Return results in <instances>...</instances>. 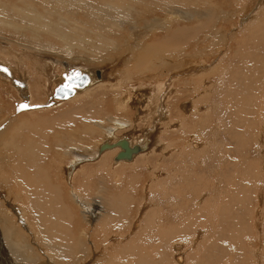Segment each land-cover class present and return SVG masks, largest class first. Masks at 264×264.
<instances>
[{
	"label": "bare ground",
	"instance_id": "1",
	"mask_svg": "<svg viewBox=\"0 0 264 264\" xmlns=\"http://www.w3.org/2000/svg\"><path fill=\"white\" fill-rule=\"evenodd\" d=\"M233 1H239L241 4H244L247 9L243 12L245 14L238 17L240 19V24H244V27L250 24L248 28L250 31L247 33V36H244L243 40L241 39V43L239 45L237 44L238 47L235 50L231 49L232 51L228 48L233 54L230 52L232 55L227 56L225 53H221V57L220 55L215 57L214 63L212 61L214 58L212 60H210L211 58L209 60L207 59L206 61H202L204 59H201V62H197L199 64L193 63L192 61V66L186 68L187 70L182 69L178 71V68L176 69L174 64L186 62V60L190 58L195 59L194 57L199 59L200 55L205 52L204 47H207V42L208 44L210 43L209 45H212L213 42H216L214 40L220 38L221 29L224 27L223 23L228 21L227 18L230 13L227 10L229 9L228 5ZM233 1L0 0V49L3 48L4 50L5 48L6 50L4 44L11 45L12 49L11 51V49L8 48L10 56H8L7 51L4 50L8 57H2L4 54L0 53V75L8 79V82H11L15 90H17L20 99H23V101L18 100L15 102V108L27 105L24 112V115L26 114V117L28 116L27 118L34 115L31 114L34 109L46 112L53 109L55 106L63 104V101H67L71 98L74 99L75 97L79 98L94 90L97 91L98 89L108 88L110 90H117L111 102L116 111L124 113L123 111L129 109L131 105V107H135V109H133L135 112L140 113V110L147 104L145 105L147 108L146 117L143 118V120L157 115V117H159L157 119L158 122L163 115L164 119L167 118V120L169 119L171 121L172 119V121H175L173 117L169 118L171 112L168 103L162 106L160 99L168 97L167 94H169V91L171 92L169 98H171L172 95L174 96V94L176 95V93H178L180 99L184 97L185 94L179 91L176 84L181 83L187 78H194V80L199 81L200 84L201 82H205L206 85H202V88L205 89V93L210 96H214L215 94L222 95L220 98L222 102H224L223 107L227 106V109L216 106L213 110L215 105L211 106V104L208 103L204 105V108L199 109V106L197 109V105L203 103L205 99L203 101L196 99V101L192 103L193 105H191L190 114L188 112L186 115H183L178 111L180 115L178 121L181 129L183 126L186 127V130H189L187 132L189 134L193 131L189 142H185V146L188 147L191 145V148H195L196 150V152H192L191 154H182V161L185 163L189 162V160L196 161V163L192 161L195 163L192 164L194 167H199L202 165L201 160H199L200 157L205 156L208 158V164L211 166L214 164L215 159L209 157V153L207 154V152L211 148L215 152V148L219 150L218 148H222L224 145L226 147L224 154L220 151V154H218L224 155L223 157L225 160L224 170L218 176V183L215 186H211L208 183L209 186L203 187L204 189L201 187L193 188L191 185L189 191L185 195H183L185 193V187L177 188V190L173 189L175 182L177 179L179 180V173L177 174L180 169H178L179 166H171V175L169 177L167 176V179L159 183L156 178L162 176V171L167 172L168 170L161 169L160 167L158 170H153V172L152 169L155 161L149 158L151 156H156L152 155L153 152H155L153 151L155 148H157L158 151L164 149L163 151L166 152L163 153L162 151L160 153H163V156L170 155L172 157L174 150L169 149V147L166 148V146L175 145L177 141L175 142L174 140L166 143V141H164L165 139L163 140L159 137L161 133L157 137L156 133V138L152 140L145 134L147 131L140 133L138 137L135 136V134L129 135L131 131L122 133V131L128 130L134 122L125 121L124 119L119 120L112 116L111 119H106V122H104L103 118H105V115H102L99 110H97V102L92 104L93 106L91 108H95L93 112H89V110L88 113H84L85 111H78L79 113L76 112V114L72 116L74 118H70L71 120L68 118L69 121H66L67 123L62 121L61 123L58 122V127L61 124L63 133L61 137L56 136L54 130V134L46 135L47 137L43 132L37 134L38 131L36 133H33V130L28 131L27 129L29 128H27V125H29V120L24 119V115L21 114L23 119L20 121V116H14V111L13 113H8L6 118L0 122V192H4L6 199L17 204L20 212H18V217L21 218L20 220L23 224L26 223L25 226L27 229L29 228L28 232L30 236H28L26 245L23 234L17 228L18 225L14 228L7 221L8 218L11 219L12 216L15 217L14 213L9 215L5 208L3 211L4 205L3 207L0 206V264H28L29 261L27 263L25 260L26 258H29L27 260H34L33 257H35V255L31 253L30 246H28L30 238L36 241L42 249V254L46 256L47 261L39 264H55L52 260L54 257H51V254L54 255V253L49 249L56 248H54V246L52 248L47 243L48 234H46V232L49 229L47 228V231H45L46 229L42 230V226L43 224L45 226L47 224L46 221L52 220V218L56 219L61 217L64 223L69 222L71 218L69 213V215H67V210H65L63 214V210L55 204V201L61 198L57 195L63 192H57L58 186L54 182L56 177L53 176V172L57 170L56 168L62 167L63 164L59 163L57 161L58 159H56L60 154L58 148L66 144V147L69 146V148L74 150H68L65 153V155L68 156L66 159L67 165H63L61 175L63 176L65 185L70 187V191L68 190V192L72 201L81 208V213L88 226V229L79 231L81 232L80 239H75L69 232L73 239V244L75 240L77 242L76 245L74 244L75 248H80L82 240H84L85 237L87 239L89 233L90 235L92 234L93 238L97 236V234L103 237H107L108 234L112 236L114 233L112 232L113 234L111 235V233L107 232L105 226L112 223L114 219H117L123 223L126 228H129L128 232H130V234L128 237L131 236L136 240H142L141 237H144L146 244L148 240L155 239V236L157 237V246L154 248L151 247L152 244L148 249H144L147 248V246L138 248L139 246L135 247L134 245L129 250H126V252H123L124 254L119 256V261L121 260L120 262L122 264H149V262L151 264H186L181 254L175 259L173 256L170 257L172 255V248L174 251L182 249L183 244L177 242L180 241V237H188V232L206 229H212L211 238L213 243L209 246L207 245L206 251L203 250L202 254L198 251L195 255V260H188L187 264H247V252H250L252 255V262L254 261L255 264H263L264 234L262 235L263 225L261 224L264 218V195H262L261 199L260 192L264 191V0ZM257 3H259V5H256ZM251 22L253 23L251 24ZM5 26L11 28V32L23 30L34 39H36V37L38 38L39 33L43 32L49 33L50 36H60L59 38L63 40L61 43H65V47L68 48L69 54L64 55L62 52H55L57 50L53 52V46L37 42V40H33L32 42L30 40L26 42L23 41L24 44L18 41L21 50H19V48L15 51L14 48H16V44L14 45L13 42L5 38ZM63 26L66 27V30L68 28L70 34L64 32ZM124 31V36L119 35ZM161 32H165L166 34V37L163 35L161 36V46L156 42L148 43L147 41L148 44H145V39L147 37L153 34L159 35ZM131 36L134 38L133 41L135 44L128 43ZM154 37L156 40L157 36ZM73 42H76V44ZM130 46H133L134 49H131ZM141 46H143L142 50H140ZM214 46L215 45H213V47ZM74 48L85 50L89 55L82 56L81 53L77 52V54H73ZM139 51L140 54L138 53ZM227 57H230V59L227 60ZM116 61H119L118 64L121 66L114 64ZM122 67L124 70H121ZM23 68L25 70H23ZM165 68L166 70L169 69L167 71L169 74L167 72L166 74H168L170 78L168 77L169 79L161 80ZM4 69H7V71ZM159 69L164 70L156 75V77L159 78L156 80V83L147 87L149 88V93L147 90H142L137 94L136 91L139 90V86L141 85H139L138 88L130 87L131 82L136 81V78L139 79L141 77L140 79L144 80L147 75L158 72ZM30 70L38 72L37 75H34V71L32 72ZM97 71L99 72L97 73ZM75 72L87 76V85L82 89H75L74 95L67 100H55L53 98L54 91L59 86L63 85L65 81L64 76H68ZM133 73H136L137 77L131 76ZM214 76L216 77L215 79ZM1 82L2 80L0 83ZM197 83L195 89L192 88L196 94L199 93L198 90L200 89ZM1 84L4 86L7 82ZM219 87L222 88L219 89ZM0 88L2 87L0 86ZM45 94L48 96V99ZM40 97H45V101L39 100ZM139 99H142L145 104L137 105ZM133 100H135L136 104H132ZM6 104L7 101L4 102V100L0 98V110ZM202 105L201 107H203ZM255 105L257 106L255 107ZM185 108L186 105L182 104L181 109L184 110ZM175 110L177 109L175 108ZM198 112L202 114L200 120H196V118L191 119V116H194L193 113ZM211 112H216L217 124L214 123L210 125ZM182 115L188 117L183 119ZM169 120L167 122L168 127L172 128L175 124L173 125ZM209 125L213 128L212 133H214V137L213 134L208 137L211 133L208 136L204 135ZM174 128H176V126H174ZM221 130H224V143L219 141L220 138L218 139V136H221L218 135V132ZM173 131L176 132L175 134L179 132L178 129ZM150 132L151 131L148 133ZM6 133H9V137ZM103 133H105L107 137L104 143H102L103 140L101 139L92 147H80L85 138L94 140L92 137L95 138V135L101 136ZM175 134L170 133L169 135H165L164 138L176 136ZM131 135L135 137H131ZM150 135L152 134H149V136ZM181 136H183V133ZM49 137H51V140ZM202 137L205 139L208 137L207 140H209V142L206 140L208 143L202 144V146H204L202 148V153H198L201 147L196 140L199 138L202 139ZM100 138H102V136ZM73 140L78 141L75 143V147H72ZM253 146L257 149V155H255L254 159L255 162L251 159L253 154H245L248 150L253 151ZM186 147L177 152L181 154ZM51 151L58 152L54 154L53 157L49 156L48 158ZM109 156H112V158L108 167L110 171H115L105 174L104 172H107L105 169L108 168L105 161H107L106 159ZM156 157L157 160L161 159L162 154H158ZM140 160L144 161L145 165L143 167L152 172V179H149L150 181L146 182L143 188V192L145 190V197L146 195L147 197L145 201L140 204L142 211L133 218L134 210L132 207L134 208L135 201L137 200H134V198L129 195L127 201L124 202L122 197H116V194L108 187V183L104 181V178L94 182L93 179L97 175V172L101 171L104 167L103 173L105 177L114 180L117 176V173L114 172L122 169L126 170L127 168H129L127 170L133 167L136 168L140 165ZM58 164L61 165L57 167ZM70 164L71 166H68ZM86 164H96L100 168L93 167L88 170L86 167H83L86 166ZM166 165V162L165 164L163 163V165L161 164L163 168H168ZM83 168V174L85 176L82 180L76 179L79 170L82 171ZM58 169L60 170L61 168ZM124 172L125 171L122 173ZM149 175V178H151V174ZM154 175L155 177L153 178ZM136 176L137 175L134 173L131 175L132 188H137V180L140 177L137 178L138 176ZM136 178L137 180H135ZM76 180H78L77 185L75 184ZM10 182L11 188L13 183L20 189H17L19 191L18 193H13V188L11 189L9 186ZM157 182L160 184L165 198L168 194L171 195L172 199L174 198V200L171 199L165 202L170 212L167 218H164L161 210H157V212H153L152 210V212H149L151 205L148 204V200L149 197L152 198V193L154 192V187L152 186L158 185ZM183 185H185V183ZM208 188L209 190H207ZM172 190L174 191L172 192ZM204 191H210L209 200L203 199L202 201L203 197L200 198L201 192ZM98 193L100 194L96 200L92 201L91 198L87 200L86 197L88 195H97ZM102 194H106V196ZM256 195L261 201L259 202L260 205L258 203V206L253 207L251 200H253ZM19 199L28 203L26 210L18 204ZM176 199H178L179 203L175 201ZM214 199L215 201L217 199L222 201L220 207L218 206L219 201L214 203ZM172 201L176 203L174 204ZM0 204L3 203L0 201ZM53 204L55 207H51ZM189 204L191 205L190 208ZM34 207L37 208L32 211L35 216L37 215L36 220L32 219V214H30V210ZM29 208L31 209L28 210ZM217 214L218 220L215 221L212 217ZM142 216H146L144 217L145 220ZM32 220L38 225L35 226L36 229L34 228V222ZM129 220L133 221L129 222ZM252 220H256L255 233L256 231L258 232L256 236L262 237V240L259 241H263V243H260L261 246L259 247L255 246L256 248L254 249L250 247L251 245H248L249 248L247 251L245 250L247 245L243 247V244L246 242L245 239L243 240V234L249 229L250 223L248 224V222ZM64 223L61 224L56 221L53 225L51 224L52 226L50 227L54 228L51 229L49 227L50 232L52 230V234H49L52 236L54 233L55 236L58 237L57 234L60 230H65L64 228L67 227L62 226ZM128 224L130 227H127ZM37 227L39 228L37 229ZM236 228L237 231H235ZM137 230L138 232L136 234L135 232ZM64 232H66V230ZM62 234L64 233L62 232ZM138 234H140V236ZM126 236L123 232H120V235H115L111 239L108 238L109 242L113 243V241L126 240ZM194 236L192 237L197 239V234ZM208 238L204 241L209 240ZM60 240L63 241L62 239ZM38 241L42 242V244H39ZM73 244H68L66 247L73 248ZM70 245L73 246L70 247ZM94 245H96V243ZM229 246L235 247L228 248ZM149 250L156 253L157 260H154V258L147 254ZM92 261L91 263L89 262V264H92ZM80 264L86 263L80 262Z\"/></svg>",
	"mask_w": 264,
	"mask_h": 264
},
{
	"label": "rangeland",
	"instance_id": "2",
	"mask_svg": "<svg viewBox=\"0 0 264 264\" xmlns=\"http://www.w3.org/2000/svg\"><path fill=\"white\" fill-rule=\"evenodd\" d=\"M233 1V0H232ZM247 5V4H246ZM256 5H259V3H257ZM261 5V4H260ZM228 7H229V9H227L230 13H229V15H228V21H226V22H224L223 23V25H224V27L221 29L222 31H221V34H220V38L218 39V40H214V41H216V42H213V44L212 45H209L208 44V42H207V47L205 46L204 47V49H205V52H203L202 53V55H200V58L198 59L197 57H194L195 59H196V61H195V59H193V58H190V59H187L186 60V62H179V64L178 63H176V64H174L175 65V67H176V69L178 68V71H180V70H182V69H186V68H188V67H190V66H192V64L193 63H197V62H201V59H204V60H202V61H206L207 59L209 60L210 58V60H212L213 58V63H214V60H215V57L217 56H219L220 55V57H221V53H225V55H227V56H230V55H232L233 54V52H231L232 50H235L237 47H238V45L241 43V41L244 39V36L246 35L247 36V33L250 31L248 28L250 27V24L248 25V24H246V25H248V26H246V27H244V24H240V19L238 18L239 16H241L242 14H245V13H243L244 12V10L246 9L245 7V5L244 4H241L239 1L238 2H235V1H233V2H231V4H229L228 5ZM260 7V6H259ZM258 9H260V8H258ZM247 10V9H246ZM152 14H154V13H152ZM154 15H156V14H154ZM158 15V14H157ZM230 16V17H229ZM238 22V23H237ZM226 23V24H225ZM253 22H251V24H252ZM243 27V28H242ZM63 28H64V32L65 33H67L68 32V28H67V30H66V27H64L63 26ZM218 28H220V27H218ZM5 33H4V35H5V38L6 39H8L10 42H13L14 43V45H15V47L16 48H14L15 49V51H16V49H19V50H21V47H20V45L18 44V41H19V43L21 42V43H23V41H27V40H30L31 42L33 41V40H37V42H41V43H43V44H46V45H51V46H53L52 47V49H53V52L55 51V50H57V51H55V52H58V53H60V52H62V54H64V55H67V54H69L68 52H69V50H68V48H66L65 47V43L63 42V43H61L63 40L62 39H60L59 37L60 36H56V35H49V33H46V32H43V33H39V35H38V38L36 37V39H34V38H31V35H29V34H27L25 31H23V30H20L19 32H14V31H12L11 32V28H9L8 26H5ZM242 32V33H241ZM24 33H25V35H24ZM69 33V32H68ZM70 34V33H69ZM18 35H20V36H18ZM119 35H125V31L124 32H122V33H120ZM164 36V37H166L165 35V32H161V34H153V35H150L149 37H147L146 39H145V44H148L149 42H156V43H158L160 46H161V36ZM243 37H242V36ZM7 36H9V37H7ZM22 36V37H21ZM154 36H157V38H156V40H155V37ZM15 37V38H14ZM18 37V38H17ZM28 37V38H27ZM58 37V38H57ZM64 37V36H63ZM237 37V38H236ZM30 38V39H29ZM55 38V39H54ZM152 38V39H151ZM154 38V39H153ZM25 39V40H24ZM44 39V40H43ZM232 39V40H231ZM238 39V40H237ZM242 39V40H241ZM22 40V41H21ZM44 42H43V41ZM58 40V41H57ZM134 40V38L131 36V38H130V40L128 41V43H132V44H135V42L133 41ZM158 40V41H157ZM15 41V42H14ZM136 41V40H135ZM147 41H148V43H147ZM73 43H75L76 44V42H73ZM18 44V45H17ZM24 44V43H23ZM126 44V43H125ZM124 44V45H125ZM238 44V45H237ZM5 45V47H6V50H5V48H4V50L5 51H7V54H8V56H10V52L8 51V48L9 49H11V45H7V44H4ZM213 45H215L214 47H213ZM146 46V45H145ZM159 46V47H160ZM66 48V49H65ZM130 48L131 49H134L133 48V46H130ZM231 50H229V49ZM75 49V50H74ZM73 50V54H77V53H81V55L82 56H88L89 55V53L87 52V51H85V50H79V49H77V48H74ZM77 49V50H76ZM139 49V48H138ZM143 49V46H141L140 47V50H142ZM228 49V50H227ZM3 50V48L2 49H0V53H3L4 54V56H2V57H8L7 56V54H6V52ZM64 50V51H63ZM67 50V51H66ZM207 50V51H206ZM11 51H12V49H11ZM66 51V52H65ZM79 51V52H78ZM82 51V52H81ZM83 51H85V52H83ZM213 51V52H212ZM77 52V53H76ZM142 52V51H141ZM208 52V53H207ZM232 54H231V53ZM66 53V54H65ZM139 54H140V51L138 52ZM137 53V54H138ZM210 53V54H209ZM207 57H206V56ZM0 56H1V54H0ZM126 57H128V56H126ZM219 57V58H220ZM228 59L227 60H229L230 59V57H227ZM193 61V63L191 64V62ZM118 62L119 61H116V63H114V64H116V65H118V66H121V65H119L118 64ZM170 62H172V61H170ZM173 63V62H172ZM171 63V64H172ZM170 64V65H171ZM197 64H199V63H197ZM216 64H218V63H216ZM114 67V66H113ZM168 67V66H167ZM170 67V66H169ZM120 69V68H119ZM168 69V68H167ZM23 70H25L24 68H23ZM121 70H124V68L122 67L121 68ZM162 70H164V69H159V71L158 72H155V73H152V74H149V75H147V77L144 79V80H141L140 78L139 79H137L136 78V81H134V82H131V84H130V87H136V88H138V86L139 85H141V86H139V90H137L136 91V93L138 94L140 91H142V90H147L148 91V93L150 92L149 91V88H147L149 85H153V83H156V80L157 79H159L158 77H156V75L158 74V73H161L162 72ZM165 70H166V68H165ZM163 71V77L161 78V80H165V79H169L170 78V76L168 75L169 73L167 72L168 70H166V71ZM175 70V69H174ZM187 70V69H186ZM30 71H34V75H37V73L38 72H36L35 70H30ZM78 71H79V69H78ZM166 72L168 73V74H166ZM115 76H117V75H115ZM131 76H135V77H137V74L136 73H133ZM169 77V78H168ZM152 78V79H151ZM216 77L214 76V79H215ZM0 79L2 80V82L1 83H6L7 82V84H5L4 86H2V84L0 83V86L2 87V88H0V98L2 99V100H4V102L5 101H7V104L6 105H4V107L0 110V122L1 121H3V119L4 118H6V116L8 115V113H13V111H14V116H16V117H19V120L20 121H22V117H21V114L22 115H24V112H25V109H26V107H22V106H20V107H22V109H20V107L18 108H15V102L16 101H23V99H20V96H19V94L17 93V90H15V88H14V86L11 84V82H8L9 80L8 79H5L2 75H0ZM0 80V81H1ZM4 80V81H3ZM5 80H6V82H5ZM139 80H141V81H139ZM41 81V80H40ZM183 81H186V82H183ZM181 83H177L176 85H177V87H178V89H179V91L180 92H183V94H185L184 95V97H182L181 99H180V97L178 96V93H176V95L174 94V96L172 95V97L171 98H169V94L171 93L170 91H169V94H167L168 95V97H163V98H161L160 99V103H161V105L163 106V105H165L166 103H168V106H169V109H170V112H171V115L169 116V118L170 117H173V119H175V121H172V119H171V121L169 120V122L170 123H173V125L174 126H176V128H174V126L172 127V128H169L168 127V120H167V118H163V115H162V117H160L161 119L157 122V119L159 118V117H157V115L155 116V117H152V118H147L146 120H143V118H145L146 117V111H147V108L145 107V105H147V104H145V102L142 100V99H139L138 101H137V105H142V104H145L144 105V107H143V109L142 110H140V113H137V112H135L133 109H135V107L133 108V107H131V105L129 106V109H126V111H123L124 113H122V112H119V111H116V109H115V107L111 104V102H112V100H113V97L115 96V94H116V91L117 90H110V89H108V88H102V89H98L97 91H93V92H89L88 94H86V95H84V96H81V97H79V98H71V99H69V100H67V101H63L62 103L63 104H61V105H58V106H55V107H53V109H51V110H49V111H46V112H41L39 109H34L33 110V112L31 113L33 116H29V118H27L26 117V114L23 116V117H25L24 119H28L29 120V125H27V128H29V129H27L28 131L29 130H33V133L35 132H37V134H41L42 132H43V134H45V136L46 135H50V134H52L53 133V130H54V133L56 134V136H58V137H61V136H63V133H62V129H61V124L59 125V127H58V122H60L61 123V121L62 122H65V123H67L68 121H69V119L70 118H74V117H72V116H74L75 114H76V112L77 113H79V112H84V113H88V110H89V112H93L94 111V109L95 108H91L93 105L92 104H94L95 102H97V110H99V112L102 114V115H105L104 117L105 118H103L104 119V122H106V119H111L112 117H115V118H118L119 120H125V121H129V122H134V124L131 126V127H129L128 128V130L126 129L125 131H122V133H124V132H129V131H131V133L129 132V135L130 134H135V136H140V133H142V132H145V131H147V133L145 132V134L148 136V138L150 139V140H152V139H154V138H156L160 133V136L159 137H161L164 141H166V143L167 142H171V141H174L175 140V142L177 141V143L175 144V145H172V146H166V148L167 147H169V149H172V150H174V154H173V156L171 157L170 155L168 156V155H166V156H163V153L164 152H166V151H163L164 149H162L161 151H158L157 150V148H155V150H153V151H155V152H153V154L152 155H156V156H158V154H162V157H161V159H158L157 160V157L156 156H151V157H149L152 161H155V163H154V166H153V169H152V171L154 170H158L160 167H161V169H164V170H168L167 172L166 171H162L163 173H161V177H159V178H156L157 179V181L160 183V182H162L164 179H167V176L169 177L170 175H171V171H170V167L171 166H173V167H177V166H179L178 167V171L179 172H177V174L179 173V180L177 179V181L175 182V186H173V189L174 190H177V188L179 189V188H183V187H185V190H184V194L183 195H185L188 191H189V189H190V187H191V185L193 186V188H195V187H201V188H203V187H208L209 185H208V183L211 185V186H215L217 183H218V176L220 175V173L224 170V162H225V160H224V155H218V154H220V152H223V154H224V152H225V149H226V147H225V145L222 147V148H218L219 150H217L216 148H215V152H214V150H212V148L207 152V154L209 155V157H213V159H215V161H214V164L213 165H209L208 163V158H206L205 156H201L200 157V159L199 160H201V163H202V165L201 166H199V167H194V165L193 164H195L196 163V161H193V160H189V162H191V163H189V162H184V161H182L181 159L183 158V155L182 154H191L192 152H196V150H195V148L193 149V148H191V145H189L188 147H186L185 146V142L187 143V142H189V140H190V137H191V133H193V131H191L190 132V134L189 133H187L189 130H186L187 128L186 127H182V129H181V127H180V123H179V118H180V115L178 114V111L180 112V113H182L183 115H186L188 112H189V114H190V111H191V105H193L192 103L193 102H195L196 101V99H200V100H204L203 101V103H200L203 107H201V105L199 104V105H197V109H198V107H199V109H202V108H204V105H207L208 103H210L211 104V106L213 105H215L214 106V108H213V110L215 109V107L216 106H218V107H221V108H224V109H227V106H224L223 107V105H224V102H222V99L220 98V96H222V95H218V94H215L214 96H210L209 94H207V93H205V89H203L202 88V85H206L205 84V82H201V84H200V82L199 81H195L194 80V78H187V79H184ZM198 84V87L200 88L198 91H199V93L198 94H196V92L192 89V88H194L195 89V85H196V83ZM43 82V81H42ZM41 82V83H42ZM147 82V83H146ZM193 82V83H192ZM11 84V85H10ZM147 86H146V85ZM200 84V85H199ZM9 86V88H8V86ZM143 86V87H142ZM193 86V87H192ZM6 87V88H5ZM207 87V86H206ZM222 87H219V89H221ZM3 89V90H2ZM7 90V91H6ZM9 90V91H8ZM133 90V89H132ZM126 91V90H125ZM193 91V92H192ZM174 92H175V90H174ZM202 92V93H201ZM109 93V94H108ZM115 93V94H114ZM46 95V94H45ZM112 95V96H111ZM196 95V96H195ZM47 96V95H46ZM195 96V97H194ZM208 97H212V98H208ZM12 98V99H11ZM47 99H48V96H47ZM210 99H211V101H210ZM39 100H41V101H45V97L43 98V97H40V99ZM142 100V101H141ZM264 100V99H263ZM94 101V102H93ZM216 101V102H215ZM47 102H49V101H47ZM105 102H107V103H105ZM140 102V103H139ZM42 103V102H41ZM105 103V104H104ZM133 103H135V100H133L132 101V104ZM174 103V104H173ZM221 103H223V104H221ZM136 104V103H135ZM180 104V105H179ZM182 104H184V105H186V108L184 109V110H182L181 109V106H182ZM179 105V106H178ZM114 108H113V107ZM161 106V107H162ZM257 105H255V107H256ZM91 108V109H90ZM174 108V109H173ZM175 108L177 109V110H175ZM19 109V110H18ZM112 109V110H111ZM115 111H114V110ZM81 110V111H80ZM32 111V110H31ZM39 111V112H38ZM79 111V112H78ZM111 111V112H110ZM112 111H113V114H112ZM130 111V112H129ZM134 111V112H133ZM75 112V113H74ZM177 112V113H176ZM216 112H218V111H216ZM215 112V113H216ZM225 112H228V111H225ZM115 113V114H114ZM121 113V114H120ZM215 113H213V112H211L210 114V118H211V121H210V125H213L214 123H216L217 124V119H216V116H215ZM28 115V114H27ZM182 115V118L183 119H185L186 117H188V116H183ZM193 115L194 116H191V119H195L196 118V120H200V118H201V116H202V114L200 113V112H198V113H193ZM36 116V117H35ZM68 116H70V117H68ZM112 116V117H111ZM32 117H35V118H31ZM203 117H205V116H203ZM67 118V119H66ZM69 118V119H68ZM31 119V120H30ZM135 119V120H134ZM71 120V119H70ZM213 120V121H212ZM38 121V122H37ZM67 121V122H66ZM31 123V124H30ZM32 124H33V126H32ZM156 124V125H155ZM163 124V125H162ZM215 124V125H216ZM38 125V126H37ZM41 125V126H40ZM209 125V128H208V130H206L207 132L204 134V135H209L210 133H211V135H209L208 137H210V136H212V134H213V137H214V133H212V126H210ZM36 126V127H35ZM167 126V127H166ZM49 127V128H48ZM153 127H154V129H153ZM225 127V126H224ZM33 128V129H32ZM35 128V129H34ZM38 128V129H37ZM166 128V129H165ZM195 128V127H194ZM37 129V130H36ZM40 129V130H39ZM157 129H158V131H157ZM169 129H171V130H169ZM176 129H178V135L177 134H175L176 132H174L173 130H176ZM211 131H210V130ZM35 130V131H34ZM25 132H28V131H26V130H24ZM30 131V132H31ZM149 131H151L150 133H148ZM165 131V132H164ZM184 131V132H183ZM134 132V133H133ZM153 132V133H152ZM222 132V133H221ZM53 133V134H54ZM157 133V134H156ZM170 133H174L176 136H171V137H165L164 138V136L165 135H169ZM180 133V134H179ZM183 133V136H181V134ZM219 134L218 135H221L220 137L218 136V139L220 138V142L221 143H224V130H221V131H219L218 132ZM8 134V137H9V133H6V135ZM66 134V133H65ZM149 134H152V135H150L149 136ZM155 134H156V137H155ZM96 137L94 138V137H92L94 140H89V139H87V138H85V139H87V140H85L84 139V141L83 142H86V143H83L82 142V145L80 146V147H92V146H94L98 141H100L101 139L103 140V142L102 143H104L106 140H107V137L105 136V133H103V135H101L102 136V138H100L101 136H99V135H95ZM134 136V135H133ZM132 135H131V137H133ZM134 136V137H135ZM142 136V135H141ZM152 136V137H151ZM47 137V136H46ZM179 137V138H178ZM208 137H207V139H208ZM50 138V140H51V137H49ZM65 138V137H64ZM194 138V137H193ZM207 139H205L204 137H202V139L201 138H199V139H195L196 140V142H198V144L200 145V147L201 148H199V150H198V153H202V148L204 147V146H202V144H204V143H208L209 142V140H207ZM223 139V140H222ZM168 140V141H167ZM205 140V141H204ZM206 140L208 141V142H206ZM184 141V142H183ZM78 141L77 140H73V145H72V147H75L76 145H75V143H77ZM89 142V143H88ZM227 142V141H226ZM225 142V143H226ZM101 143V144H102ZM137 143V142H136ZM184 143V144H183ZM67 145V144H66ZM66 145H61V146H59V148H58V150H60V154H59V156H57V158L56 159H58L57 161L59 162V163H63L62 164V167H58V166H60L61 164H58L57 165V167L58 168H61L60 170L58 169V168H56L57 170L56 171H54L55 172V174H54V172H53V176H55L56 178H55V180H54V182H55V184L58 186V189H57V192L59 193V192H63V193H57L58 195V197L60 198L59 200H57V201H55V204L56 205H58L62 210H63V214H64V211L65 210H67L66 212H67V215H69L70 214V219H69V222H67V223H64L63 222V220H61L62 218L61 217H59V218H56V219H54V218H52V220H47L46 221V225L44 226V224H43V228H42V230H44V229H46V228H48V227H50V226H52L53 224H54V222H58V223H64V224H66V226H70V227H67V228H69V229H73L74 230V234H75V239L79 236V231L80 230H82V229H88V226H87V224H86V220L84 219V216H83V214L81 213L82 212V210H81V208L80 207H78V205H76L73 201H72V199H71V197H70V195H69V192H68V190L70 191V187L69 186H67V185H65V181H64V179H63V176L61 175V173H62V171H63V165L65 166V165H67V163H66V159L68 158V156H66L65 155V153L69 150V151H72V150H74V149H71V148H69V146H67L66 147ZM75 145V146H74ZM77 146H79V145H77ZM184 147H186V149H184L182 152H181V154L180 153H178L177 151H179V150H181V149H183ZM68 148V149H67ZM165 148V149H166ZM223 148H224V150H223ZM83 149V148H82ZM154 149V148H153ZM65 150V151H64ZM122 150V149H121ZM189 150V151H188ZM200 150H201V152H200ZM212 150V151H211ZM256 150V151H255ZM163 151V153H160V152H162ZM220 151V152H219ZM58 151H56V152H54V151H51V153H49V155H48V158H49V156H54V154H56ZM185 152V153H184ZM213 152V153H212ZM251 152H253V153H251ZM255 152V153H254ZM180 154V155H179ZM246 155L247 154H253V156H251V159H252V161L255 159V155H257V149H255L254 148V146H253V151H251V150H248L246 153H245ZM176 155V156H175ZM66 156V157H65ZM164 157V158H163ZM51 158V157H50ZM111 158H112V156H109L106 160L107 161H105V163L107 164V167L109 166V164H110V162H111ZM152 158H154V159H152ZM168 158H170V159H168ZM175 158V159H174ZM177 158V159H176ZM203 158V159H202ZM217 158V159H216ZM219 158V159H218ZM221 158V159H220ZM142 161V162H141ZM170 161V162H169ZM172 161H174V162H172ZM176 161V162H175ZM195 162V163H193V162ZM222 163H221V162ZM165 162H166V166H168V168H163V166H161V164L163 165V163L165 164ZM185 164H184V163ZM254 162H255V160H254ZM170 163H172V164H170ZM193 163V164H192ZM205 163V164H204ZM217 163V164H216ZM219 163H221V164H219ZM72 164V163H71ZM140 165L138 166V167H133L132 169H130L131 170V172H130V170H127V169H129V168H127L126 170L124 169H122V170H118L117 172H114V173H117V178L115 177V179L114 180H110V179H107L106 177H105V174H108V172H112V171H115V170H111L110 171V168L108 169L107 167H105V168H107V169H105V171H107V172H104L103 173V168L101 169V171H98L97 172V175L94 177V179H93V182L94 181H98V180H100V179H103L104 178V181L106 182V183H108V187L116 194V197H122L123 199H124V202L125 201H127V199H128V196L130 195V196H132L133 198H134V200H137V201H135V206H134V208L132 207V209L134 210V213H133V218L135 217V215H138L141 211H142V208H141V206H140V204L141 203H143L144 201H145V199H146V197H147V195H146V197H145V190H144V192H143V188L145 187V185H146V182H148V181H150L149 179H152V172L149 170H147L146 168H144L143 166L145 165L144 164V161L143 160H140V163H139ZM169 164V165H168ZM179 164V165H178ZM191 164H192V166H191ZM220 166H219V165ZM99 165V164H98ZM157 165V166H156ZM176 165V166H175ZM218 165V166H217ZM68 166H70V165H68ZM216 166V167H215ZM84 168L86 167V169H88V170H90V169H92L93 167L94 168H100V167H98L96 164H90V165H88V164H86V166H83ZM155 167V168H154ZM213 167V168H212ZM215 167V168H214ZM218 167V168H217ZM84 168L82 169V171H80L79 170V172H78V174L76 175L77 177H76V179H78V180H82L83 179V177L85 176L83 173V170H84ZM141 168V169H140ZM148 168V167H147ZM212 168V169H211ZM85 169V170H86ZM190 169V170H189ZM216 169V170H215ZM219 169H221V170H219ZM139 170V171H138ZM123 171H125L124 173H122ZM137 171V172H136ZM153 171V172H154ZM81 172V173H80ZM119 172V173H118ZM129 172V173H128ZM203 172V173H202ZM57 173H59V174H57ZM133 173L135 174V175H137L136 177L137 178H139L138 180H137V178L135 179V180H137L138 182H137V188H132V184H131V175H133ZM138 173V174H137ZM158 173V172H157ZM196 173V174H195ZM149 174H151V178H149L150 177V175ZM155 174V173H154ZM166 174H168V175H166ZM188 174V175H187ZM195 174V175H194ZM139 175H141V176H139ZM200 175V176H199ZM215 176V177H214ZM59 177V178H58ZM143 177V178H142ZM155 177V175L153 176V178ZM181 177V178H180ZM182 177H184V178H182ZM58 178V179H57ZM163 178V179H162ZM202 178V179H201ZM117 179V180H116ZM78 180H76V182H75V184L77 185V181ZM143 180V181H142ZM160 180V181H159ZM199 180H201V181H199ZM140 181H141V183L144 185H142L141 183H140ZM187 181V182H186ZM157 182V184L158 185H155V186H152V187H154V192L152 193V198H150L149 197V202H148V204H150L151 205V209H150V211L149 212H152V210H153V212H157V210H161V212L163 213V216H164V218H167L168 216H169V210L167 209V207H166V205H167V203L165 204V202L167 201L168 202V200H171L172 199V197H171V195L170 194H168L167 195V197L165 198V196H164V193L162 192V190H161V186H160V184ZM184 184L185 183V185H183L182 183ZM188 182H189V184H188ZM204 183V184H203ZM154 184H155V182H154ZM153 184V185H154ZM11 185V182H10V184H9V186ZM16 184H13L12 183V188H11V186H10V188L13 190V193L15 194V193H18L19 191L17 190V189H19L18 187H17V185L15 186ZM178 185V186H177ZM199 185V186H198ZM15 186V187H14ZM158 186V187H157ZM188 186V187H187ZM61 189V190H60ZM137 189V190H136ZM204 189V188H203ZM202 189V190H203ZM263 189H264V187H263ZM15 190V191H14ZM20 190V189H19ZM136 190V191H135ZM174 190H172V192L174 191ZM201 190V191H202ZM207 190H209V188L207 189ZM134 191H135V193H134ZM148 191V190H147ZM264 192V191H263ZM263 192L261 191L260 192V194H261V199H262V195H264L263 194ZM21 193V192H20ZM100 193H98L97 195H88L86 198H87V200H90V198H91V200L92 201H94V200H96V198L98 197V195H99ZM60 195V196H59ZM103 196H106V194L104 195V194H102ZM102 196V197H103ZM56 197V196H55ZM58 197H56V198H58ZM145 197V198H144ZM203 197V198H202ZM264 197V196H263ZM95 198V199H94ZM200 198H202V201H203V199H207V200H209L210 199V191L208 192V191H204V192H201V194H200ZM166 199V200H165ZM261 199L260 198H258L257 197V195H256V197L255 198H253V200H251L252 201V203H253V207H255V206H258V203L261 201ZM172 200H174V198L172 199ZM0 201L3 203V204H0V206H2L3 207V205H4V207H3V211L6 209V211H7V213L9 214V215H11L12 213H14V215H15V217L14 216H12V218L10 219V218H8V222L14 227V228H16V225H18L17 226V228H18V230L23 234V237H24V239L26 240L25 241V244L27 245V239H28V236H30L29 235V232H28V229H27V227L25 226L26 225V223H22L21 222V218L20 217H18V212H19V207H17V204H14V203H12L10 200H8V199H6V197H5V193L4 192H0ZM23 200H18V204H20V206H22L25 210H26V208H27V206H28V203H26L25 201H23ZM72 201V202H71ZM176 202H178L179 203V201H178V199H176L175 200ZM175 201H172L174 204L176 203ZM202 201H199V202H202ZM216 201H219V204H218V206L220 207V205H221V203H222V201L221 200H216ZM215 201V199H214V203L216 202ZM151 202V203H150ZM263 202H264V199H263ZM91 203H93V202H91ZM13 204V205H12ZM23 204V205H22ZM62 205V206H61ZM259 205H260V203H259ZM51 206V205H50ZM77 206V207H76ZM51 207H55L54 206V204L51 206ZM57 207V206H56ZM191 207V205L189 204V208ZM5 208V209H4ZM13 208H14V210H13ZM36 207H34L32 210H30L31 208H29L28 210H30V214H32V219H37L36 217H37V215L35 216V214L32 212L34 209H35ZM37 209V208H36ZM80 209V210H79ZM156 210V211H155ZM16 213V214H15ZM20 213V212H19ZM69 213V214H68ZM214 213H215V211H214ZM217 213V212H216ZM33 215H34V217H33ZM143 218L144 217H146V216H142ZM216 217V218H215ZM72 218H73V220H72ZM215 221L216 220H218V214L216 215V216H213L212 217ZM16 219H17V221H16ZM23 220V219H22ZM71 220V221H70ZM144 220H145V218H144ZM263 220V222H262V224L261 225H263L262 227V229H263V231H262V235L264 234V218L262 219ZM33 221V220H32ZM60 221V222H59ZM133 221V220H132ZM131 220H129V222H132ZM260 221V220H259ZM34 222V221H33ZM50 223V224H49ZM116 223V224H115ZM250 223V227H249V231L247 230V232H245V234H243L244 235V237H243V240L245 239V243L243 244V247L245 246L246 247V245H247V248L245 249V250H247L248 251V248H249V246L250 247H253V249L254 248H256V247H259V246H261V244L260 243H263V241H259V240H262V237H258V235L256 236V233H258L257 231H256V233H255V224H256V220H252L251 222H248V224ZM52 224V225H51ZM76 224V225H75ZM119 224H121V225H119ZM37 224L34 222V228L36 229V226ZM38 226V225H37ZM62 226H65V225H62ZM65 226V227H66ZM75 226V227H74ZM81 226V227H80ZM108 226V227H107ZM121 226V227H120ZM91 227V226H90ZM125 228V230H124V228ZM127 227H130V225L128 224L127 225ZM20 228V229H19ZM39 227H37V229H38ZM92 228H93V226H92ZM92 228H91V230H92ZM105 228L107 229V232H109V233H111V235L112 236H109V234L107 235V237H103L102 235V237L101 236H98V234H97V236H95L94 238L92 237V234L90 235V233H89V235L87 236V239H86V237H85V239L84 240H82V244L80 245V248H75V245H76V240H75V245L73 244V240H72V237H71V235H70V240H67V241H65V242H61V240H60V237L59 238H56L55 237V234L53 233V235L50 237V240H48L47 241V243L53 248V246H54V248H56V249H49V250H52L53 251V253H54V255H52L51 254V257L53 256L54 258H52V260L55 262V264H80V262L81 263H86V264H89V262L91 263V261H92V264H102V263H105V264H122L120 261H119V256H121V254H124L123 252H126V250H129L132 246H134L135 245V247H138V248H144V247H146L147 246V248H144V249H148V247L149 246H151V244H152V248H154L155 246H157V240H156V236H155V239H152V240H148V242H147V244H146V241H144V237H141L142 238V240H140V239H138V240H136L135 238H133V237H131V236H129L128 237V235L130 234V232H128V230H129V228H126V226H124V224L123 223H121L119 220H117V219H114L113 220V222L112 223H110V224H108V225H106L105 226ZM123 228V229H122ZM233 229V228H232ZM253 229V230H252ZM118 230V231H117ZM23 231V232H22ZM235 231H237V228H236V230ZM113 232V233H112ZM120 232L122 233L123 232V234H125V236H126V240H124V241H122V240H120V241H116V242H114L113 241V243H110L109 242V238L111 239L112 237H114L115 235H120ZM137 232H138V230L135 232L136 234H137ZM195 232V233H194ZM211 232H212V229L211 230H198V231H191V232H188V237H186V238H183V237H180V241L179 242H177V243H182L183 244V246H182V249H180V250H176V251H174L173 250V248H172V251H171V256L170 257H172L173 256V258L175 259L177 256H180L179 254H181V255H183V259H184V261L186 262V264H187V262H188V260L189 261H193V260H195V255L197 254V252L199 251V252H201L200 254H202V252H203V250H205L206 251V248H207V245L209 246L210 244H212L213 242V240H212V238H211ZM27 233V234H26ZM118 233V234H117ZM194 233V234H193ZM233 233V232H232ZM135 234V235H136ZM193 234V235H192ZM195 234H197V239L196 238H193L192 236H194ZM235 234H236V232H235ZM247 234V235H246ZM27 235V236H26ZM100 235V234H99ZM139 236H140V234H138ZM91 237V238H90ZM98 237V238H97ZM109 237V238H108ZM128 237V238H127ZM195 237V236H194ZM209 237V238H208ZM257 237H258V239H257ZM93 238V239H92ZM106 238V239H105ZM206 238H208L209 240H207V241H204ZM264 238V237H263ZM96 239H98V240H96ZM113 239H115V238H113ZM131 239H132V241H131ZM146 239V238H145ZM195 239V240H194ZM257 239V240H256ZM72 240V241H71ZM86 240V241H85ZM93 240H94V242H93ZM192 240H193V242H192ZM96 241V242H95ZM108 241V242H107ZM171 241H173V240H171ZM195 241V242H194ZM203 241V242H202ZM209 241H210V243H209ZM35 242V243H34ZM39 242V241H38ZM67 242V243H66ZM120 242V243H119ZM129 244H128V243ZM136 242V243H135ZM152 242V243H151ZM96 243V245H94ZM135 243V244H134ZM204 243V244H203ZM209 243V244H208ZM247 243V244H246ZM39 244H42V242H39ZM67 244H73L74 245V247L73 248H67L66 246L65 247H63L62 245H67ZM99 244V245H98ZM110 244H111V246H110ZM132 244V245H131ZM137 244V245H136ZM181 244V245H182ZM195 244V245H194ZM256 244V245H255ZM60 245V246H59ZM173 245H175V244H173ZM172 245V246H173ZM249 245V246H248ZM28 246H30V249H31V253L32 254H34L35 255V257H33L34 258V260H27V259H29V258H26L25 260L27 261V263H28V261H29V263L28 264H39V263H42V262H46L47 261V259H46V256H44L43 254H42V249L40 248V246L36 243V241H34V239L33 240H31V238H30V240H29V243H28ZM42 246V245H41ZM96 246V247H95ZM107 246V247H106ZM168 246H170V245H168ZM197 246V247H196ZM256 246V247H255ZM39 247V248H38ZM58 247V248H57ZM83 247V248H82ZM232 247H235V246H229L228 248H232ZM263 247H264V245H263ZM97 248V249H96ZM125 248V249H124ZM36 250V251H35ZM59 251V252H58ZM120 253V254H119ZM184 253V254H183ZM103 254V255H102ZM147 254H149L152 258H154V260H157V255H156V253H154L152 250L150 251H148V253ZM90 256V257H89ZM96 256V257H95ZM106 256H107V258H106ZM19 259V258H18ZM32 259V258H31ZM246 261H247V264H255L254 263V261L252 262V255L250 254V252H247V257H246ZM26 261H23V262H26ZM32 262V263H31ZM44 262V263H45ZM50 262V261H49ZM112 262V263H111ZM149 264H151L150 262H149ZM263 264H264V262H263Z\"/></svg>",
	"mask_w": 264,
	"mask_h": 264
},
{
	"label": "water",
	"instance_id": "3",
	"mask_svg": "<svg viewBox=\"0 0 264 264\" xmlns=\"http://www.w3.org/2000/svg\"><path fill=\"white\" fill-rule=\"evenodd\" d=\"M65 81L62 86L55 89L53 98L55 100H67L75 93V89H82L87 85V76L81 75L78 72L64 76ZM22 109V107H20Z\"/></svg>",
	"mask_w": 264,
	"mask_h": 264
},
{
	"label": "crops",
	"instance_id": "4",
	"mask_svg": "<svg viewBox=\"0 0 264 264\" xmlns=\"http://www.w3.org/2000/svg\"><path fill=\"white\" fill-rule=\"evenodd\" d=\"M98 72H99V71H97V73H98ZM70 166H71V164H70ZM64 225H65V224H64ZM65 226H66V225H65ZM63 227H64V226H63ZM67 227H70V226H67ZM67 227L64 228V229L66 230V232H64L65 230L61 229V230H60L61 233L58 231V232H59V233L57 232V233H58V234H57L58 237H57V236H55V237H56V238H59V236H60V239H62V240H63V238L65 237L64 240H63L64 242L67 241V240H70V236H69L70 234H69V232L73 235V237H75L74 230H73L72 228H71V229H68ZM50 228L53 229L54 227H50ZM50 228L48 227V229H49L48 231H47V228H46V230H45V231H47L46 234L49 235V237H48V235H47V240H50V237H51V235H50L49 233H51L52 230H51V232H50ZM71 231H72V232H71ZM80 231H81V230H80ZM62 232H63L64 234H62ZM80 233H81V232H79V237H77L76 239H80ZM51 234H52V233H51ZM67 234H68V235H67ZM62 235H63L64 237H63ZM67 236H68L69 238H68ZM48 238H49V239H48ZM65 239H66V240H65ZM72 240H73V239H72ZM63 241H61V242H63ZM67 245H68V244H67ZM67 245H62V246L65 247V246H67ZM72 246H73V245H70V247H72Z\"/></svg>",
	"mask_w": 264,
	"mask_h": 264
},
{
	"label": "snow or ice",
	"instance_id": "5",
	"mask_svg": "<svg viewBox=\"0 0 264 264\" xmlns=\"http://www.w3.org/2000/svg\"><path fill=\"white\" fill-rule=\"evenodd\" d=\"M5 71H7V69H4ZM22 107H27V105H23Z\"/></svg>",
	"mask_w": 264,
	"mask_h": 264
}]
</instances>
